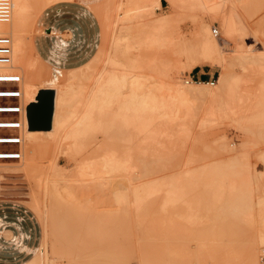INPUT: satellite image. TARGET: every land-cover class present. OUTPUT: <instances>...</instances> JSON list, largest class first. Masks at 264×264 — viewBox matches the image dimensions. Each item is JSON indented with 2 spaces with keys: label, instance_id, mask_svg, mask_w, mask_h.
<instances>
[{
  "label": "rangeland",
  "instance_id": "1",
  "mask_svg": "<svg viewBox=\"0 0 264 264\" xmlns=\"http://www.w3.org/2000/svg\"><path fill=\"white\" fill-rule=\"evenodd\" d=\"M261 1L263 0H246L245 4L242 5L243 7L240 6L241 9L239 8L234 12L232 19L239 29V36H236L235 39L231 41L221 40L223 45H225V50L229 53L228 55L232 54V48L238 46L243 49L250 47V49L255 52L253 55L256 57L261 54L260 51L264 50V1ZM60 2L52 3L43 9H39L38 6H36L38 12H35L37 8L32 10L33 17L35 18L34 21H32V26L29 31L30 33L32 32L31 39L34 44L37 35L49 32L46 28L39 26L43 11ZM190 3L191 2H188L187 4L185 2L187 5H181L184 4L181 3L178 6H173L169 1L162 0L159 8L154 11H148L143 20L144 22H152L168 12H173L176 20L172 27H170L172 32L179 31L181 34H186L194 31L195 27L201 22H207L212 28H216L220 31V24L222 23L221 18L214 17L210 11L203 10L199 5H196V3ZM117 4L115 2L114 6H117ZM113 7L108 12H114V17L112 15V19L115 20L116 14ZM92 13L99 21L100 34L95 37L97 40L93 41V45H91L89 51L92 52V48L93 52L94 50H98L92 55L88 62L75 67L60 68L57 65L50 66L47 63H49L52 57L54 58V55L51 59L41 61L39 64V71L45 80L43 83L44 88L50 86L47 76H58L64 71V73H69L68 76L71 82L78 83L79 80L83 78L85 72L84 78L87 79L84 80L83 78L80 82L85 86V91L87 95H89L95 88V79H97L99 73L104 69L109 53L110 55L113 54V57L117 54L115 57H119V59L131 64L130 68L126 70L131 74L153 77V80L159 78L158 80L165 82H170L171 79L178 76L173 64H179V67L180 65L182 67L184 63H186V59L182 56L181 51L171 48L159 50L154 47L140 44L139 46L132 47L130 52L123 53L119 50L116 42L112 41L113 39L109 40L111 38L110 30L108 31L106 29H108V26L113 27V23L107 25L109 20H106V16L108 18L109 13L108 15H106L107 13L98 15L95 11H92ZM114 20H112V22ZM136 22L137 20L131 22L129 25L133 26ZM104 24L106 25V29ZM119 24L120 26L116 27V31L118 30L117 34L123 26L121 23ZM109 29L111 28L109 27ZM240 35L243 36L241 37ZM63 46L64 45L61 43L57 45L61 54ZM39 47L42 53L45 54L48 49V42L45 39L41 40L39 42ZM111 47H113V52ZM109 49L111 52H109ZM154 54L159 55L165 63L166 66L162 69L164 74L159 72V74H156L154 69L146 66L148 60H150ZM57 57L55 59L59 61ZM100 59L102 60L100 61ZM229 59L231 72L235 77H239L240 81L233 84L230 90L222 96L217 98L207 97L205 95L190 97L189 101L192 104V108L188 112L181 113L180 116H174L161 113L165 111L174 112L175 110L171 107L173 100L166 92V96L157 100L158 103H163L164 105L158 110L161 114L160 120L155 122L150 130L144 132L135 128V125L118 123L117 118L109 114V116L106 117L107 120L102 122L103 126L97 127L92 133V141L94 144L91 143V145L88 142V145L90 144L93 147L89 145L81 150V155L76 156L77 158L79 157V159L82 158L81 156H92L91 159L94 158L95 161H99V152L100 154L103 152V149L100 148L101 143L107 140L109 141V138H111L117 146V140H126L129 144V150L132 152L133 163L131 177L134 188L148 181H154L153 179L155 178L164 179L174 175L179 176V174L181 175V173L184 174L186 172L204 175L202 176L201 182L203 185L201 184L195 191L200 194L201 197L199 198L208 203L203 202L204 206L200 204L199 208L201 210L199 209L197 211L198 213L194 219V224L190 225L191 222L183 218L186 211L183 209L185 208L183 205L169 207L170 210L161 212L159 208V204H161L163 197L161 195L150 197L148 201L144 203L141 210L138 211L133 202L134 197L132 195L130 196V202L118 204L115 200H107L104 198L103 194L106 193L107 190L101 187L93 184H89L88 186H76L79 199L82 202L85 200L88 202V205L83 203L82 206H87V209L91 212L85 211L86 207L84 206V208L81 207L82 213H71L70 211L67 212L64 210L58 211L59 221H61V223L64 222L63 226L65 227L63 228L64 230L67 228L69 232L64 231L62 235L64 237L67 236V240L65 241L68 242L69 239V242L72 243L68 244V242V246H66V242L64 245V241H62L61 244L64 246L62 248L60 244V247L66 250L73 245L74 249L73 251L71 248V251L66 250L65 254L59 255V252L57 253L56 249H52L51 246L53 240L55 242L54 237L51 238L46 235L47 233L50 235V229L48 227L46 230L47 224L44 217L42 218V214L39 215L38 211L35 212L32 209L33 202L36 198V200H39L42 206L45 207L51 204V200L44 195L46 193L43 188H38L36 186L37 178H35V175L30 173L31 177H29V172L27 176L25 175L27 172L20 169L18 165L21 163L22 159L21 161L20 159L0 160V207H2L0 209V215L2 219L9 220V218L6 217L9 214H4V211L16 210L9 206H16L19 209L29 210V215L33 216V220L36 224V229H34L36 242L32 246L35 247L33 253H35L41 245V242L43 243L44 239H42V237L45 239L48 238L47 251L49 253L47 255V260L48 262L52 261L50 264H70L69 259H78L79 256L83 254V244H81V242L85 239L90 240L97 236H102L111 242L106 248L118 253L117 256L120 264H142L144 260H149L155 248L161 252L163 259H168L170 257L166 250L162 249V245L167 246V243L169 245L171 243L172 246L184 245L186 252L192 256V264L193 262L194 264H226L224 259L230 253V249L227 248L233 246L234 243L235 246H243L247 245V243L254 242L255 237L257 238L261 230H263L262 221H264L262 218L264 216V94L261 89V82L262 80L264 81V66H257L256 64L262 62L261 65H263L264 58L258 59L262 61L253 63L256 64V66H253V64L249 66L251 63L247 59L233 58V56ZM243 64L249 67L245 65V67H247L245 68ZM204 65L205 66L201 68L206 72L205 74L195 75V68L189 70L186 67L179 73L180 80L184 82L190 81L196 84L201 82H214L217 84L221 75V68L213 66L212 64ZM47 68L51 70V74H49ZM77 72H79L78 77L80 78L76 76ZM17 73L19 72L17 71ZM89 75L91 77H89ZM4 86L12 87V85H0V88ZM44 90H48L52 95L51 92L53 90ZM16 102L17 100L14 99H0V105L13 104ZM87 109L86 105L82 106V108L79 109L81 110L79 116H76L75 119L82 118ZM15 117L17 116L13 114H0V121L13 119ZM35 117L39 119V121H41V119L44 120V116L42 115L41 117L39 113H35ZM111 118L114 119V121H112ZM205 120H209L210 122L207 123ZM71 125H73V123L61 132L63 140L61 139L58 143H56L52 137L40 138V142L42 143L38 146L39 155L41 156L40 166L46 167L48 164L56 162L57 165L69 174L74 172L76 158L68 154L70 152V150L68 152L69 145L72 141L70 138L64 139ZM171 131L176 137L167 139L168 141L163 139V137L170 134ZM11 133V130L0 129V135ZM223 137L228 146L226 150L222 148L221 139ZM92 141L90 140V142ZM163 141L166 144L168 142V144L173 143L177 146L175 149H169L164 146ZM118 146H122V143L120 142ZM19 148L21 147L17 145L0 144V150L17 151ZM234 158H236L235 161L240 164L236 163ZM220 167L221 169H219ZM222 175L226 178L227 182L228 178L234 179L236 188H239H237L238 192L235 189L236 192L231 193V191L234 190H231L227 186L224 187V189L218 187L214 189V186H207L208 183H213L216 178L223 177ZM31 178L33 180L35 178V180L33 181ZM211 191L220 192V195L213 196ZM205 194L206 196H204ZM197 195L195 196L197 197ZM158 201L161 202L159 203ZM210 202H212V204H210ZM21 209L18 210V214H15L13 221H16L17 225L22 226L19 229L20 231L30 233L25 227L26 222L24 219L19 218L22 213ZM216 216L219 218H215ZM100 221H105L107 227L102 228ZM93 226H96V228ZM211 232H223L225 235L211 236ZM87 243L90 244L89 247L91 249L93 248L90 255L94 254L99 246L102 248L101 244L93 247L94 243H90L89 241H87ZM212 243L216 244L215 250L212 252L213 255L208 256L205 247ZM78 248L82 251L81 253L79 252V255ZM261 248L260 255L262 262L264 247ZM53 250L57 254L52 253ZM62 252L61 250V253ZM198 256H200V258ZM228 264H235V262L233 259H230Z\"/></svg>",
  "mask_w": 264,
  "mask_h": 264
},
{
  "label": "bare ground",
  "instance_id": "2",
  "mask_svg": "<svg viewBox=\"0 0 264 264\" xmlns=\"http://www.w3.org/2000/svg\"><path fill=\"white\" fill-rule=\"evenodd\" d=\"M57 1L59 0H13V11L10 20L8 22H0V35H8L12 40V61L8 65L0 66V72L17 73L18 71V74L22 77L20 82V88L22 91L21 101L24 105L23 117L24 120L25 118L26 120L24 127L20 131L22 135V143L20 145V161L21 159L22 161L18 166L20 169L27 172L25 175L28 176V172L29 177H31L32 173L35 175V178H37L36 186L38 188H43L46 193L44 195L49 197V200H51V204L48 207H45L42 206L41 202L36 200V198L33 202L34 204L32 209L35 212L38 211L39 215L42 214V218L44 217L47 224H45L47 226L46 230L49 227V233L50 235L51 233L53 235L50 236L46 232L47 237H54L55 239V242L52 239V249H56L57 253L59 252V255L63 253L65 254L66 250L71 251V248L73 249V245H71V248H67L66 250L61 249V247L63 248L65 245V242L66 244L69 242V239L68 242L65 241L67 240V236L64 237L62 235L64 231H68L67 228L65 230L63 228L65 227L63 226L64 222L62 221L63 223H61V221H59L58 211L64 210L67 212L70 211L71 213H82L81 207L84 206H82V204L84 203L88 205L86 200L82 202L79 199L76 186H88L89 184H93L101 187L107 190V192L103 194V197L107 200H115L118 204L130 202V196L132 195L134 197L133 202L138 211L141 210L144 203H146L150 197H157L161 195L163 196L162 202L160 201L161 204H159L161 212L170 210L169 207L183 205L185 207L183 209L186 210L183 218L188 222H191L190 225L194 224V219L197 216V211L200 209V204H203V202L208 203L207 201L199 198L201 197L200 194L195 191L196 188L201 186L202 176L204 175L186 172L184 174L181 173V175L179 174V176L174 175L164 179L155 178L156 180L153 179L154 181H148L141 186L134 188L131 177L133 163L132 152L129 150V144L126 140H117V146L111 138H109V141L107 140L106 142L101 143L100 148L103 149V152L101 154L99 152L100 159L99 161L96 159L98 162L95 161L94 158H92V160V156H81V159L76 156L81 155V150L93 143L92 133L97 129V127L103 126L102 122L107 120L106 117H108L109 114L114 115L117 118V122L120 124L135 125V128L141 132L148 131L152 126H154L155 122L160 120L161 114L158 110L164 105L163 103H158L157 100L166 96V92L172 98L173 103L171 107L175 110L174 112L165 111L161 113L165 115L171 114L174 116H180L181 113L188 112L192 108V104L189 101L190 97L205 95L207 97L217 98L230 90L233 84L240 81L239 77H235L231 72V65L229 64L230 57L233 56V58L247 59L251 63L247 62L250 64L249 66L253 63L262 61L258 59H261L262 57L264 58V50L260 51L261 54L256 57L253 55L255 52L251 50L250 47L243 49L238 46L232 48V54L228 55L229 53L225 50V45H223L221 41L222 39L231 41L234 40L236 36H239V29L232 17L234 12L238 10L240 6L245 4L246 0H167L173 6H178L181 3H184L181 5H187L188 2H191L190 4L196 3V5H199L203 10L210 11L214 17L222 19L220 31L216 28H212L207 22H201L195 27L194 31L186 34H181L179 31L172 32L170 29L176 20L173 12H168L152 22H144L143 18L145 14L150 10H157L162 0H107L95 8V11L98 15L105 13L108 15V11L112 9L114 3H118L117 6L113 7L116 14L115 20L112 19V15L114 17V12L112 13V11L109 13L110 19L109 15L108 18L106 16V20H109L107 25L113 23V27L108 26V29H106L105 24L104 26L106 30H110L111 38L109 40L113 39L112 41L116 42L121 52L128 53L132 47L139 46L140 44L154 47L159 50L167 48L174 50L178 49V51H181L182 56L185 57L186 63H184V66L182 67L181 65L179 67V64H173L176 68L178 76L171 79L170 82H165L158 80L159 78L153 80V77H146L127 72L126 70L130 68L131 64L119 59V57H115L117 54L113 57V54H111V56L109 53L104 69L99 73L97 79H95V88L89 95H87L85 91V86L80 82V80L84 78L85 72L84 74L82 73L83 78L80 80L78 79V83L71 82L68 76L69 73H64V71H62V73L58 76H47L50 86L48 88H44L43 83L45 80L39 71V64L42 60L33 48L31 39L32 32L30 33L29 29L31 28L32 21H34L35 18L33 17L32 10L36 9V6H38L39 9H43ZM185 2L187 4H185ZM38 8L35 12H38ZM112 20L114 21L112 22ZM136 20L137 22L134 23L133 26L129 25L131 22ZM119 23L123 26L117 34L118 30L116 31V27L120 26ZM109 27L111 29H109ZM112 48L113 47H111V49ZM109 52H111L110 49ZM101 60L102 59H100V61ZM261 63L262 62L256 64L257 66L263 67L264 64L261 65ZM203 64H212L213 66L221 68V75L217 84L214 82H201L196 84L191 83L190 81L184 82L180 80L181 78L179 73L181 70H184L186 67L189 70H192ZM256 64H253V66H256ZM245 65L246 64H243V67H245ZM146 66L154 69L156 74H164L162 69L166 65L159 55L154 54L151 59L148 60ZM246 66L249 67L248 65ZM48 70L49 74H51V70ZM76 76H79V72H77ZM89 77L91 76L89 75ZM86 79L84 78V80ZM44 89H51L54 91L53 125L50 129H31L29 127V108H31L32 114L39 113L42 117V115H45L49 107L48 98L50 99L52 95L48 90L44 91ZM261 89L264 94L263 80L261 82ZM84 105L87 106V111L84 113L82 118H77L76 120L75 117H78L81 112L79 109ZM112 121H114V119H112ZM205 121L207 123L210 122L209 120ZM71 123H73V125H71V128L64 139L70 138L72 141L70 145L68 143V152L70 150L68 154L76 158V167L74 172L72 171L73 173L69 174L57 165L56 162L48 164L46 167L40 166L39 163L41 156L38 151V146L42 144L40 142V138L52 137L53 140L58 143L61 139L63 140L61 132L64 131ZM173 137H176V135L171 131V133L165 135L163 139L168 141L167 139H171ZM90 140L92 142H90ZM221 141L223 146L222 148H224V150L228 149L224 137ZM88 142L90 143L89 145ZM120 142L122 143V146H118ZM163 143L164 146L169 149H175L177 146L173 143L168 144V142L166 144L164 141ZM235 159L236 158H234V161ZM235 162L238 163L237 161ZM219 169H221V167ZM208 185L214 186V189L215 187L224 189V187L227 186L231 190H234L231 191V193L236 192L235 189L238 192L239 189L238 187V189L236 188V182L234 179L228 178L227 182L224 176L216 178L213 183H208L207 186ZM212 194L213 196H218L220 195V192H212ZM195 195H197V197ZM204 196H206V194ZM210 204H212V202H210ZM84 207H86L85 211L88 212L89 210L87 209V206ZM90 212L91 211H89V213ZM215 218L218 219L219 217L216 216ZM262 218L264 219V216ZM262 222L263 230H261L259 235L257 234V238L254 236V242H250L249 244L247 243V245L243 246H235V243H232L233 246L227 248L230 249V253L224 259L226 264H228L230 259H233L235 264L263 263L261 262L260 255V248L264 247V221ZM100 225L102 228L107 227V223L105 221H100ZM93 227L96 228V226ZM222 233L223 232H211L210 235H225ZM43 239L44 241L41 249L27 264H50V262H52H48L47 260V255L49 253L47 251L48 238ZM62 241H64V245L61 244ZM87 241L94 243L93 247L101 244L102 248L99 246L95 253L90 255L93 248L91 249L89 247L90 244L87 243ZM110 243L111 242L108 239L102 236H97L91 238L90 240L85 239L81 242L84 247L79 245L82 246L83 252L78 248V255L79 252H82L83 254H81L78 259L75 257V259H69V262L70 264H120L117 256L118 253L106 248V246ZM60 244L62 245L61 247ZM68 244L72 243L69 242ZM68 244L66 246H68ZM166 245L167 246L162 245V249L166 250L170 258L163 259L161 252L155 248L153 249L149 260H144L142 264H192V256L186 252L184 245L172 246L171 243L170 245L168 243ZM215 246L216 244L212 243L205 247L208 256L213 255L212 252H214ZM54 250L52 253L55 254L56 252ZM61 250L63 251L62 253ZM198 257L200 258V256Z\"/></svg>",
  "mask_w": 264,
  "mask_h": 264
},
{
  "label": "crops",
  "instance_id": "3",
  "mask_svg": "<svg viewBox=\"0 0 264 264\" xmlns=\"http://www.w3.org/2000/svg\"><path fill=\"white\" fill-rule=\"evenodd\" d=\"M106 1L59 0L57 2L60 3L44 10L40 18L39 26L46 28L49 32L37 35L35 37V44L32 40L33 48L40 59L46 61L45 59H51L54 55V58L52 57L47 64L50 66L57 65L60 68L75 67L88 62L98 50H94L93 52L92 48V52L89 51L91 45H93V41L97 40L95 37L100 34L99 21L92 11L94 12L95 8ZM43 39L48 42V49L45 54L42 53L39 47V42ZM58 43L64 45L62 54L57 48ZM56 57L59 61L55 59ZM203 66L205 65L195 67V75L206 73L201 68ZM9 207L16 209L13 211H4V214H9L6 216L9 220L2 219L0 215V264H27L37 255L38 250L42 247V242L35 253H33L35 247L32 246L36 242L34 232L36 224L33 216L29 215V210L20 208L22 213L19 218L24 219L26 222L25 227L30 233L20 231L19 229L22 226L17 225V222L13 221L15 214H18V210L20 209L16 206Z\"/></svg>",
  "mask_w": 264,
  "mask_h": 264
},
{
  "label": "built area",
  "instance_id": "4",
  "mask_svg": "<svg viewBox=\"0 0 264 264\" xmlns=\"http://www.w3.org/2000/svg\"><path fill=\"white\" fill-rule=\"evenodd\" d=\"M13 0H0V22H8L12 16ZM12 61V40L8 35H0V66L8 65ZM21 75L16 72H0V99L17 100L13 104L0 105V114H13L17 117L9 120L0 121V129L11 130V134L0 135V144L17 145L22 143L21 129L24 127V105L21 101L22 91L20 88ZM192 80V79H191ZM21 158L20 148L14 150H0V160H19ZM264 264V255H262Z\"/></svg>",
  "mask_w": 264,
  "mask_h": 264
},
{
  "label": "water",
  "instance_id": "5",
  "mask_svg": "<svg viewBox=\"0 0 264 264\" xmlns=\"http://www.w3.org/2000/svg\"><path fill=\"white\" fill-rule=\"evenodd\" d=\"M45 91V90H44ZM52 96L49 99V107L45 113L44 120L41 122L32 114L31 108H29V127L31 129H50L53 125V115H54V91L51 92Z\"/></svg>",
  "mask_w": 264,
  "mask_h": 264
}]
</instances>
